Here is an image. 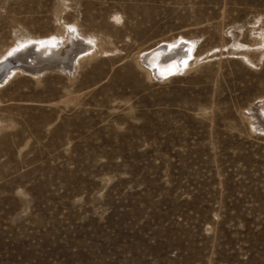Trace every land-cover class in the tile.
Returning a JSON list of instances; mask_svg holds the SVG:
<instances>
[{"label": "rangeland", "instance_id": "rangeland-1", "mask_svg": "<svg viewBox=\"0 0 264 264\" xmlns=\"http://www.w3.org/2000/svg\"><path fill=\"white\" fill-rule=\"evenodd\" d=\"M2 57L0 264H264V0H0Z\"/></svg>", "mask_w": 264, "mask_h": 264}, {"label": "bare ground", "instance_id": "bare-ground-1", "mask_svg": "<svg viewBox=\"0 0 264 264\" xmlns=\"http://www.w3.org/2000/svg\"><path fill=\"white\" fill-rule=\"evenodd\" d=\"M68 34H70V36H73L70 39H75L74 37H77V35H75L73 32H69ZM77 41L80 42V40ZM79 42L71 43V47L67 45L64 46L65 49H69V54L67 55L64 53V51H62V55H57L60 49H65L64 47L57 48L58 46L56 48L51 47V43H38V45L32 46L31 48L30 46L32 43L28 42L24 45L17 46L9 50V53L14 50H20L15 54L12 53V55L14 54L12 58L5 61L8 64L15 63L13 66H15L16 69L14 67V69H12V72L10 71L11 73H8L6 72V68L0 67V85H3V82H6L4 80L7 78V73L9 77L14 75L18 71V73H28L30 76H39L40 74H43L45 71H48L50 69H52L51 71H53V69L55 68L54 70L59 71L60 69L58 67L61 66L60 63H63L66 60L67 62L64 63L67 64L66 67H72L71 63L75 62V56H77L79 53L81 54L82 52H88L91 48H93V46L89 48L87 47V45H84L85 43L81 44ZM40 46H44L45 48L39 51ZM191 48L192 47L188 46L185 49H181L178 46H172L170 44L157 46L156 48L151 49V51L149 50L150 52L145 53L141 57L140 64L150 76H153L157 79H164L165 77L169 76V74L171 75L172 73L179 71V69L181 70L183 67L185 68V66L188 65L187 59L192 56ZM4 59H6V57H2L0 59V62ZM60 68H62V66ZM261 126L264 128V123H262Z\"/></svg>", "mask_w": 264, "mask_h": 264}]
</instances>
